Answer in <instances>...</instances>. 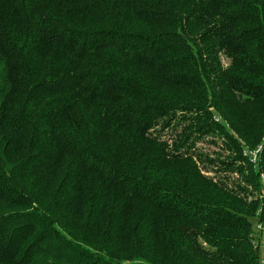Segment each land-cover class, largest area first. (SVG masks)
<instances>
[{"label":"trees","instance_id":"1","mask_svg":"<svg viewBox=\"0 0 264 264\" xmlns=\"http://www.w3.org/2000/svg\"><path fill=\"white\" fill-rule=\"evenodd\" d=\"M260 242L264 0H0V264H263Z\"/></svg>","mask_w":264,"mask_h":264},{"label":"rangeland","instance_id":"2","mask_svg":"<svg viewBox=\"0 0 264 264\" xmlns=\"http://www.w3.org/2000/svg\"><path fill=\"white\" fill-rule=\"evenodd\" d=\"M221 58H222L223 64H224L225 66L229 64V59L226 58V56H225L224 54H222ZM204 147H207V146L204 145ZM211 147H213V146L210 145V148H211ZM210 148H209V149H210ZM211 149H212V148H211ZM256 220H257V219H256ZM256 220L254 219L255 222H256ZM256 224H257V222H256ZM262 225H263V224H262ZM261 243H262V242L257 243V245L260 246ZM260 255H261V258H262V262H263V264H264V244H263V243H262L261 246H260Z\"/></svg>","mask_w":264,"mask_h":264},{"label":"built area","instance_id":"3","mask_svg":"<svg viewBox=\"0 0 264 264\" xmlns=\"http://www.w3.org/2000/svg\"><path fill=\"white\" fill-rule=\"evenodd\" d=\"M259 149H260V147H259ZM251 161L254 164H257L258 163V151H253L252 152Z\"/></svg>","mask_w":264,"mask_h":264}]
</instances>
